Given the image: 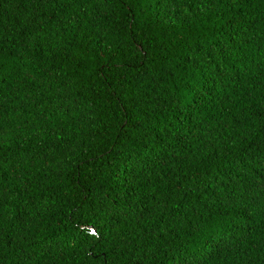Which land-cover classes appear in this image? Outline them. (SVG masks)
Instances as JSON below:
<instances>
[{
	"label": "trees",
	"instance_id": "obj_1",
	"mask_svg": "<svg viewBox=\"0 0 264 264\" xmlns=\"http://www.w3.org/2000/svg\"><path fill=\"white\" fill-rule=\"evenodd\" d=\"M0 264H264V0H0Z\"/></svg>",
	"mask_w": 264,
	"mask_h": 264
}]
</instances>
